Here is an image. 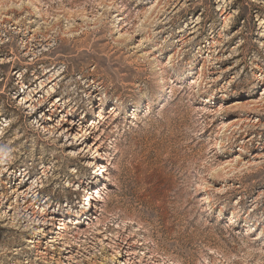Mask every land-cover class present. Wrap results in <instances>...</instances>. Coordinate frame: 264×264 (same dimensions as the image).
<instances>
[{"label": "rangeland", "instance_id": "374dc122", "mask_svg": "<svg viewBox=\"0 0 264 264\" xmlns=\"http://www.w3.org/2000/svg\"><path fill=\"white\" fill-rule=\"evenodd\" d=\"M0 264H264V0H0Z\"/></svg>", "mask_w": 264, "mask_h": 264}, {"label": "bare ground", "instance_id": "6f19581e", "mask_svg": "<svg viewBox=\"0 0 264 264\" xmlns=\"http://www.w3.org/2000/svg\"><path fill=\"white\" fill-rule=\"evenodd\" d=\"M33 36H34V35H33ZM52 70H54V68H53V69H44L43 72H42V74H41V76H46L48 73L52 72ZM60 74H62V72H61ZM58 76H59V75H58ZM35 78L38 79L39 77L36 76ZM59 101H60V99H59ZM96 166H97V169H95V171H93L94 176H93V179H92V181H91L92 184H96V181L98 180V177L101 176V174L103 173V167H104V166H102L101 163H97ZM90 194H91V193H88V192H87V194L85 195V198L83 199V204H84L85 201L87 200V205H90V202H91ZM31 205H32V202L29 204V206L26 205V206H25V210H26V207H30ZM86 209H87V208H86ZM25 210H24V211H25ZM79 210H81V211H80L79 214H76V217H78V216H83L84 214L87 213L86 210H83L82 208L79 209ZM32 215H34V213H32ZM52 218H55V217H52Z\"/></svg>", "mask_w": 264, "mask_h": 264}]
</instances>
